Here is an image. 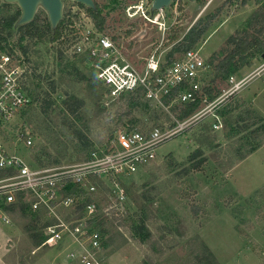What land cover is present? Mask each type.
<instances>
[{
  "label": "rangeland",
  "instance_id": "rangeland-1",
  "mask_svg": "<svg viewBox=\"0 0 264 264\" xmlns=\"http://www.w3.org/2000/svg\"><path fill=\"white\" fill-rule=\"evenodd\" d=\"M94 1L106 18L107 30L101 33L112 37L126 61L137 68L153 52L165 58L199 18L217 11L197 42L207 64L216 55L203 73L204 84L217 75L213 65L239 39L250 38L254 16L264 13V0H246L245 4L240 0H175L164 8L163 18L150 22L137 10L127 15L125 7L137 0ZM64 5L72 3L65 1ZM17 10L15 3H1L0 18ZM82 12L74 15L80 33L93 28L91 17ZM35 16L44 22L46 14L39 9ZM2 35L12 41L19 37L10 27ZM230 37L233 41H227ZM22 45L33 67L27 82L32 101L10 121L7 132L11 142L6 143V149L26 159L33 169H73L94 147L102 146L126 126L147 130L164 123L168 127L177 118L173 108L178 105L174 103L166 106L145 100L129 112L122 103L124 97L106 94L86 56L60 58L56 45L47 38H25ZM262 62L258 50L252 49L233 73L237 79L250 77L216 108L222 121L220 129L212 127L214 117L209 112L160 144L154 162L119 181L127 198L124 212L113 214V222L107 221L109 214L104 211L119 189L107 180H96V193L90 196L96 197L106 215L93 226L102 236L99 264H264V69L258 71ZM216 83L220 93L228 87L226 80ZM46 94H50L52 104L43 111L41 101ZM69 97L81 101L75 113L65 109L64 101ZM17 131L32 137L30 146ZM15 140L19 142L14 144ZM252 145L256 149L249 151ZM197 149L206 162L193 169L199 158L188 156ZM71 189L77 191L79 187ZM9 205L12 209L4 208ZM9 205L0 200V262L81 264L78 241L83 227L77 220L79 211H71L65 220L69 228L78 226L76 232H64L55 245L42 246L41 228L48 214ZM99 219L108 222L104 234ZM140 220L150 233L144 241L133 229ZM84 244L90 249L88 241Z\"/></svg>",
  "mask_w": 264,
  "mask_h": 264
},
{
  "label": "built area",
  "instance_id": "built-area-1",
  "mask_svg": "<svg viewBox=\"0 0 264 264\" xmlns=\"http://www.w3.org/2000/svg\"><path fill=\"white\" fill-rule=\"evenodd\" d=\"M70 2L72 5H64L61 34L53 43L64 56H86L95 77L105 87L107 95L116 98L121 94L140 90L144 98L151 103L165 104V99L169 100L166 106L173 103L175 106L199 103L198 109L192 114L183 119L173 118L168 127L163 123L164 127L157 125L147 130L136 127L118 130L105 144L94 147L88 158L72 167L73 169L55 170L54 167L33 169L26 159L6 149V143L11 142L7 132L11 127L10 121L31 102L26 87L33 67L26 53L20 49L17 40L7 39L1 42L0 200L6 205H19L24 208L27 206L34 213L48 214V221L41 228L42 246L55 245L63 237L64 232L72 230L76 232L78 226L69 228L65 220L71 211H79L80 217L77 220L83 227L80 233L81 240L78 241L79 260L81 264H99L97 252L102 247V236L100 230L93 226L98 218L106 215L102 213V207L96 203L94 199L96 197L90 196L96 193V180H107L118 187L119 191L112 196L114 206L111 204L104 212L109 214L107 218L120 215L124 212L127 197L119 181L132 177L154 162L160 144L179 134L209 112L214 117L212 127L214 130L220 129L222 121L216 113V108L225 98L238 92L250 75L237 79L233 73L229 74L226 78L228 87L210 100L204 90L209 80L207 79L205 84L202 83L203 73L208 65L199 48L188 49L170 61L153 52L146 58L143 66L137 68L126 61L112 37L102 34L94 24L93 28L80 33L74 15H79L82 10L87 17L89 14L78 3ZM151 2L152 0H137L136 4L127 5L125 11L127 15H132L136 10L140 11L144 18L156 22L160 17L163 18L164 8L151 13ZM262 40L264 41V30ZM261 59L263 62L258 71L264 69V58ZM18 137L25 138V145L30 146L32 137L28 133L18 132ZM17 142L19 140H15L14 144ZM71 186H78L79 189L72 191ZM81 194H88L89 198H81ZM52 220L54 222H51ZM87 241L90 249L84 244Z\"/></svg>",
  "mask_w": 264,
  "mask_h": 264
},
{
  "label": "trees",
  "instance_id": "trees-1",
  "mask_svg": "<svg viewBox=\"0 0 264 264\" xmlns=\"http://www.w3.org/2000/svg\"><path fill=\"white\" fill-rule=\"evenodd\" d=\"M175 1V0H174ZM172 2V5L174 3ZM200 1V0H198ZM239 1V0H236ZM241 4H245L246 0H240ZM256 2H259L260 0H254ZM7 4V3H4ZM79 6L84 8L86 12L91 17L93 24L95 28L98 31H106V18L102 14V10L99 7L98 4L95 3V8L86 7L83 4L78 3ZM125 7V5H124ZM20 10H18L5 17L0 18V44L2 41L7 40V37L5 35H2L3 30L6 27L14 28L16 32L19 33V37L17 39V43L22 50V52L26 53V47L20 45L22 40L24 38H36L37 40L41 41L47 38L49 41L53 42L57 38L60 37L61 34V27H62V21L58 24V26L52 30L50 27V24L48 22L47 17H44V22L39 21L38 16H35L32 21L29 23H26L24 25L14 27V23L19 17ZM218 12H214L213 14H209L206 16V18H199L184 34L183 38L178 41L172 49L169 50L167 53V60L170 61L174 58L175 53L181 54L184 51L197 47V42L200 40L201 36L205 33L208 26L212 23V21L216 18ZM255 17V24L252 27V33L250 38L243 37L239 39L234 46L228 50L219 60L216 64L213 65V69L217 73V75L206 82V85L204 86L205 93L209 97L210 100H213L220 94V90L218 88V85L216 81L219 79L221 81L226 80L227 76L229 74L237 72L241 65L244 63V60L247 57V54L250 50L256 49L258 50L259 54L261 55L264 52V41L262 40V33L264 30V13ZM11 33V32H10ZM227 41H233V38H228ZM57 55L62 58L64 57L62 51L60 49H57ZM216 55H213L211 58H209V64H213V59ZM97 79V78H96ZM52 84V83H51ZM28 89V87H26ZM29 92V91H28ZM31 97V93H29ZM118 98H125L122 102L123 104L127 105V108L130 112V110L134 107H138L140 105V102L145 101L144 95L142 91L138 90L132 93H126L121 94L117 96ZM116 97V98H117ZM32 101V99H31ZM147 101V100H146ZM165 104L169 102V100H164ZM52 104V99L50 97V94H46V98H43L41 101V108L43 111H46L50 105ZM65 109L68 113H75L81 106V101L69 97L67 100L64 101ZM199 103L198 102H191L188 104H184L182 106H178L177 108H173L174 111H176V117L178 119H183L190 114H192L196 109H198ZM218 114V113H217ZM127 128H131L130 126H126ZM85 144H87L85 142ZM256 149L255 145H252L251 148H249V151H253ZM189 159H195L199 158L194 164L193 169H199L205 162L206 158L202 155L201 150L197 149L189 154ZM6 209H12V206H5ZM20 209L24 210L25 208L23 206H20ZM194 214H197V208L194 209ZM108 222H113L114 220L112 218H107ZM99 222L102 226L101 231L105 232L104 225L107 224L99 219ZM134 232L139 236L140 241L146 240L150 236V233L147 229V226L145 225L143 220H140L137 225L134 226ZM42 241V240H41ZM104 247H106V243L103 244Z\"/></svg>",
  "mask_w": 264,
  "mask_h": 264
},
{
  "label": "water",
  "instance_id": "water-1",
  "mask_svg": "<svg viewBox=\"0 0 264 264\" xmlns=\"http://www.w3.org/2000/svg\"><path fill=\"white\" fill-rule=\"evenodd\" d=\"M67 0H0L1 3L17 4L20 14L14 23V27H18L32 21L39 9L46 14L48 22L52 30H54L63 18L64 2ZM76 3L83 4L86 7L95 8L94 0H70ZM174 0H152L150 12L161 8H168ZM196 1V0H189ZM264 58V52L261 54Z\"/></svg>",
  "mask_w": 264,
  "mask_h": 264
},
{
  "label": "crops",
  "instance_id": "crops-1",
  "mask_svg": "<svg viewBox=\"0 0 264 264\" xmlns=\"http://www.w3.org/2000/svg\"><path fill=\"white\" fill-rule=\"evenodd\" d=\"M0 264H5V263L3 261H1Z\"/></svg>",
  "mask_w": 264,
  "mask_h": 264
}]
</instances>
